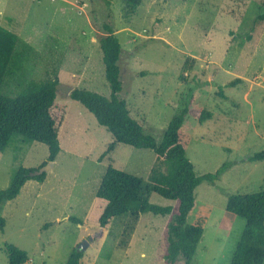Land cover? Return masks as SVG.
Instances as JSON below:
<instances>
[{
    "label": "rangeland",
    "instance_id": "374dc122",
    "mask_svg": "<svg viewBox=\"0 0 264 264\" xmlns=\"http://www.w3.org/2000/svg\"><path fill=\"white\" fill-rule=\"evenodd\" d=\"M262 2L140 0L133 7L128 0H0V26L18 34L19 58L21 53L4 93L14 96L31 82L57 76L56 105L64 112L61 151L46 180H29L1 207L6 224L0 230V264L8 261L6 243L27 252L24 264H65L71 250L99 230L87 213L109 166L148 181L155 152L119 143L98 160L113 137L70 97L74 89L111 94L99 42L104 23L113 26L123 48L120 96L146 133L161 139L190 90L212 111L203 123L186 118L187 155L196 173L228 164L219 179L195 190L199 202L213 210L191 264H231L246 220L227 212L228 198L264 187V159H250L264 151ZM236 78L242 81L229 86ZM48 156L46 144L16 136L0 152V190L21 166L37 170ZM150 201L173 203L155 192ZM165 222L166 216L152 212L135 224L130 214L117 216L103 238L90 241L81 264H167L161 257Z\"/></svg>",
    "mask_w": 264,
    "mask_h": 264
},
{
    "label": "trees",
    "instance_id": "16d2710c",
    "mask_svg": "<svg viewBox=\"0 0 264 264\" xmlns=\"http://www.w3.org/2000/svg\"><path fill=\"white\" fill-rule=\"evenodd\" d=\"M136 7L140 0H128ZM259 20L264 21V0ZM104 35L99 37L103 52L106 79L111 88L110 96L94 91L74 89L70 97L82 103L93 113L98 122L111 133L113 140L102 154L106 156L117 144L139 149H151L156 154L148 181L119 168L109 166L96 192L88 214V220L98 223L99 230L93 235L99 240L120 215L130 214L137 223L140 215L152 212L166 216L161 232V257L167 264H191L198 245L205 233L212 206L201 203L196 188L205 180L215 182L227 169L224 163L216 172L198 175L187 155L190 134L186 123L188 115L203 123L213 117L211 110L197 102V93L190 90L184 106L168 123L161 139L145 132L144 127L131 115L125 99L120 96L122 81L119 61L122 44L109 23L102 26ZM18 34L0 26V152L5 151L16 136L37 141L48 146V160L54 161L61 151L59 127L64 112L56 105L58 77L31 82L14 96L2 89L6 77L17 69L21 59L17 56ZM16 55V56H15ZM17 57V58H16ZM15 59V62H14ZM242 81L236 78L228 82L234 86ZM251 160L264 159V151L254 154ZM46 164V163H44ZM43 164V165H44ZM36 169L21 166L12 176L5 189L0 190V210L4 202L15 199L30 179L43 182L46 173L32 175ZM158 193L173 201L161 206L150 201V194ZM226 210L246 220V226L232 256L231 264L264 263V187L252 193H234L229 196ZM78 223L77 217L70 218ZM6 220L0 216V230ZM7 264H24L29 257L25 250L6 243ZM84 251L74 248L66 264H80Z\"/></svg>",
    "mask_w": 264,
    "mask_h": 264
},
{
    "label": "water",
    "instance_id": "95a60500",
    "mask_svg": "<svg viewBox=\"0 0 264 264\" xmlns=\"http://www.w3.org/2000/svg\"><path fill=\"white\" fill-rule=\"evenodd\" d=\"M53 163L54 162L52 160H49L45 165H43L39 169L32 171L31 174L32 175H39L42 173H46L51 169ZM93 239H94V237L90 236L89 238L83 240V242L77 246V249L82 250V251H86L87 246L89 245L90 241H92Z\"/></svg>",
    "mask_w": 264,
    "mask_h": 264
},
{
    "label": "crops",
    "instance_id": "0c3cea01",
    "mask_svg": "<svg viewBox=\"0 0 264 264\" xmlns=\"http://www.w3.org/2000/svg\"><path fill=\"white\" fill-rule=\"evenodd\" d=\"M57 106H58V105H57ZM58 107H59V106H58ZM59 139H60V138H59ZM60 145H61V142H60ZM114 149H115V148H114ZM106 150H107V148H106ZM106 150H105V151H106ZM105 151H104V152H105ZM113 151H114V150H113ZM113 151H111V152H113ZM104 152H103V153H104ZM103 153H102V154H103ZM109 153H110V152H109ZM104 157H105V156H104ZM104 157H102V155H100V157L98 158V160H101V159H103ZM56 158H57V157H56ZM55 161H56V159H55ZM30 180H31V179H30ZM34 180H35V179H34ZM45 180H46V179H45ZM45 180H44V181H45ZM28 181H29V180H28ZM28 181H27V182H28ZM37 181H38V180H37ZM44 181H43V182H44ZM27 182L25 183V185L27 184ZM39 182H40V181H39ZM25 185L22 187V189L25 187ZM22 189H21V190H22ZM20 192H21V191H20ZM19 195H20V193H19ZM19 195H18V196H19ZM18 196H17V197H18ZM95 196H96V193H95ZM95 196H94V198H93V201H92L91 204H90V207L88 208L87 219H88V214H89V212H90V210H91V208H92V205H93V203H94ZM17 197H16V198H17ZM16 198H15V199H16ZM71 217H72V216H68L67 219H69L70 221H72V220L70 219ZM73 217H76V216H73ZM77 218H78V217H77ZM78 219H79V218H78ZM80 221H81V220H80ZM72 222H73V221H72ZM74 223H75V222H74ZM94 223H95V222H94ZM82 226H83V224H82ZM105 234H107V231L104 233V235H103L101 238H103V237L105 236ZM85 236H86V235H85ZM85 238H87V237H85ZM101 238H100V239H101ZM92 241H94V240H92ZM71 251H72V250H71ZM84 256H85V252H84ZM84 256H83V257H84ZM82 259H83V258H82ZM82 259H81V262H82ZM31 260H32V259H31ZM66 262H67V261H66ZM65 264H66V263H65ZM80 264H81V263H80Z\"/></svg>",
    "mask_w": 264,
    "mask_h": 264
}]
</instances>
